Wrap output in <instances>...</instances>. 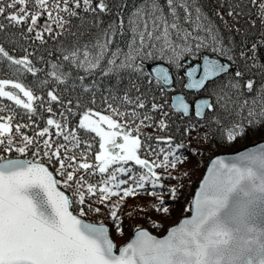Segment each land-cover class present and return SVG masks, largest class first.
Here are the masks:
<instances>
[{"label":"snow or ice","instance_id":"obj_1","mask_svg":"<svg viewBox=\"0 0 264 264\" xmlns=\"http://www.w3.org/2000/svg\"><path fill=\"white\" fill-rule=\"evenodd\" d=\"M215 3L239 44L200 0H0V264H264V140L213 160L164 237L113 236L161 227L185 165L264 130V0Z\"/></svg>","mask_w":264,"mask_h":264},{"label":"trees","instance_id":"obj_2","mask_svg":"<svg viewBox=\"0 0 264 264\" xmlns=\"http://www.w3.org/2000/svg\"><path fill=\"white\" fill-rule=\"evenodd\" d=\"M134 2H135V0H129V5H131ZM200 2L202 4V6H204L205 10L208 12L209 16L212 18L213 22L219 27V29H220L221 33L223 34L226 42L235 41L236 44H239L242 40L245 39L244 35H242L243 29L245 27H247V22L245 19L241 18L239 21L238 26L241 28V33H237L235 31H229L228 28H225V26L223 24H221L219 19L215 16V11H216V7H217L215 0H200ZM109 19H111V17H104L105 24L109 21ZM231 26H232V24H231V22H229V27H231ZM49 47L51 48L52 45L49 44ZM14 54L19 57V56H23L25 53L23 51H21V52H17ZM41 64H42V62H38V66H41ZM0 78H12V77L0 75ZM0 102L5 103V104L13 103V102H8L6 100L0 101ZM53 108H54V111H56V105L55 104H53ZM17 110L19 111V109H17ZM97 110L102 111V109H97ZM5 114L6 113L0 112V115H5ZM105 114H108V113L105 112ZM51 115L52 114L45 113V117H48ZM57 115H58V113H57ZM53 118H56V117H53ZM16 122H26V121L19 120V118H18L17 121H14V123H16ZM44 126H45L44 122L40 121V127H44ZM72 127H76L78 135H81L85 132V130H80L78 128V125H72ZM87 135H88L89 141L93 144V149H92V152L90 155V162L98 163L97 161L94 160V156L96 153H98V149H99L98 138L99 137L96 136L95 133H87ZM154 135L163 136V135H165V133H154ZM260 139H264V130H261L258 132H252L250 134L249 138L239 140L237 143H235L234 145H232L230 147H222L221 146L223 148V150L221 152L233 151V150H235V149H237L243 145L252 143V142L260 140ZM213 150H214V148H212V147L206 149L204 154L197 158L199 161L198 164L193 163V164L185 165V167L190 171V178L185 179L183 181V183H184L183 193H182V195L178 201L171 203V207H170L172 212L175 214L176 219H179L182 216H184V214L186 215L189 213V211H186V209H188L191 206V200H192V195H193L194 189L196 188L200 178L202 177L209 160L211 159V157H213ZM12 155H13V157L18 156V154H16V153H13ZM24 157L27 159H32L31 154H28L27 156H24ZM206 160H207V163L205 164ZM118 166L119 165H114L113 167H118ZM128 166L138 167V166L134 165V162H129ZM57 178L59 179V177H57ZM137 199H141V202L143 203L146 198L138 197ZM131 200L132 199H129V201H131ZM126 208L127 207H125L122 210V214L124 212H127ZM170 217H172V216H170ZM85 218H87L91 221H96V222L99 220H103L104 223L108 224L109 227H111V222L109 220H107L106 217L97 216L95 214H89ZM153 219L156 220V222L160 223L161 227L156 228L153 226V223L151 221L143 219V218H141L139 220H132V219L125 218V222L123 225V227L125 229L124 236L116 237L115 233H113V236L118 241H124V240L128 239V238H124V237H127L128 233H133L135 231L136 227H138V226H146V227H149L153 231L158 230V232L164 231L169 226L168 222H169L170 218H168V217H166L162 220L159 217H153Z\"/></svg>","mask_w":264,"mask_h":264},{"label":"water","instance_id":"obj_3","mask_svg":"<svg viewBox=\"0 0 264 264\" xmlns=\"http://www.w3.org/2000/svg\"><path fill=\"white\" fill-rule=\"evenodd\" d=\"M151 67V66H150ZM262 140H264V139H262ZM261 140H258V141H256V142H252V143H249V144H246V145H243V146H241V147H239V148H237V149H235V150H233V151H228V152H221V153H217V154H215L213 157H211V159L209 160V162H208V164H207V166H206V168H205V171H204V173H203V175H202V177L200 178V180H199V182H198V184H197V186H196V188L194 189V192H193V195H192V200H191V205H192V201L194 200V198H195V194L199 191V188H200V186H201V184H202V182H203V179L205 178V176L207 175V170L211 167V164H212V162H213V160H215L216 158H218V157H220V158H223L224 160H225V162H231V161H233V160H235V157H236V155L238 154V153H240L241 151H243L244 149H246V148H248L249 146H251V145H255V144H257V143H259ZM20 158H23V159H27V158H25V157H20ZM51 170V169H50ZM55 174V173H54ZM63 190V189H62ZM191 207V206H190ZM74 214H77V213H75V211H74ZM195 213H194V208H193V210L191 211V212H189L187 215H184L183 217H181L176 223H174V224H172V225H170V226H168V228L166 229V231L163 233V234H161V235H158V234H156V233H153L152 231H150L148 228H146V227H143V228H145V229H147L151 234H153V235H155V236H157L158 238H162V237H164L166 234H167V231L171 228V227H174V226H177L184 218H190L192 215H194ZM85 220H86V222H96V221H91V220H88V219H86V218H84ZM133 235H134V233H133ZM133 235L124 243V244H122L121 246H119V247H122V246H124L127 242H129L132 238H133ZM118 247V248H119Z\"/></svg>","mask_w":264,"mask_h":264},{"label":"rangeland","instance_id":"obj_4","mask_svg":"<svg viewBox=\"0 0 264 264\" xmlns=\"http://www.w3.org/2000/svg\"><path fill=\"white\" fill-rule=\"evenodd\" d=\"M20 95H21V98L22 99H24L25 101H27V98L26 97H23L22 94H20ZM103 114H105V113H103ZM94 119H96V117H94ZM102 127H104L105 130H107V126L106 125H102ZM98 141L100 142V138H98ZM122 142H123L122 141V138H118V143H122ZM212 148H214V150H213V156H214V154L220 153L223 150V148L221 146H215L214 145ZM98 152H99V149H98ZM206 163H207V160L205 161V164ZM137 203H142L141 202V199H136V200H131V201L128 200L127 201V204L125 206V207H127L126 210L129 211L131 209V207L133 205L137 204ZM170 213L171 214L168 216V218H170V220L168 219L169 220V222H168L169 226L172 225V224H174V223H176L180 219V218L179 219H176L175 218V214L172 212L171 208H170ZM170 216H172V217H170ZM142 227H146V226H142ZM146 228H148L150 231H152L153 233H156L158 235H161V234H163L166 231V229H165L162 232H158V230L153 231L149 227H146ZM132 235H133V233H128L127 234V237H124V238H128L129 239ZM128 239H126L124 241H118V240L115 239V242H116L117 246L119 247L122 244H124Z\"/></svg>","mask_w":264,"mask_h":264},{"label":"bare ground","instance_id":"obj_5","mask_svg":"<svg viewBox=\"0 0 264 264\" xmlns=\"http://www.w3.org/2000/svg\"><path fill=\"white\" fill-rule=\"evenodd\" d=\"M260 140H262V139H260ZM258 141V140H257ZM254 142H256V141H254Z\"/></svg>","mask_w":264,"mask_h":264}]
</instances>
